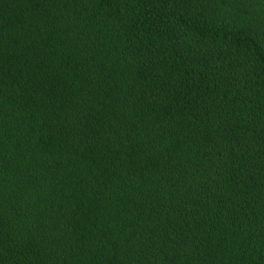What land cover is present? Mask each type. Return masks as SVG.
<instances>
[{"label": "trees", "instance_id": "16d2710c", "mask_svg": "<svg viewBox=\"0 0 264 264\" xmlns=\"http://www.w3.org/2000/svg\"><path fill=\"white\" fill-rule=\"evenodd\" d=\"M0 264H264V0H0Z\"/></svg>", "mask_w": 264, "mask_h": 264}]
</instances>
